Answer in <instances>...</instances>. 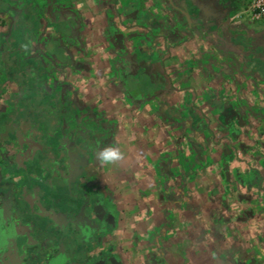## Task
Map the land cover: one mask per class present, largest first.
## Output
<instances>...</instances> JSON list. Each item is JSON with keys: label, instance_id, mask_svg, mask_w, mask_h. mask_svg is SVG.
Listing matches in <instances>:
<instances>
[{"label": "crops", "instance_id": "crops-1", "mask_svg": "<svg viewBox=\"0 0 264 264\" xmlns=\"http://www.w3.org/2000/svg\"><path fill=\"white\" fill-rule=\"evenodd\" d=\"M251 2L74 0L73 52L91 70L67 78L107 111L124 153L107 179L125 264H264V24Z\"/></svg>", "mask_w": 264, "mask_h": 264}, {"label": "flooded vegetation", "instance_id": "flooded-vegetation-1", "mask_svg": "<svg viewBox=\"0 0 264 264\" xmlns=\"http://www.w3.org/2000/svg\"><path fill=\"white\" fill-rule=\"evenodd\" d=\"M81 21L74 0H0V264H125L98 158L115 126L67 78L91 70L73 52Z\"/></svg>", "mask_w": 264, "mask_h": 264}, {"label": "clouds", "instance_id": "clouds-1", "mask_svg": "<svg viewBox=\"0 0 264 264\" xmlns=\"http://www.w3.org/2000/svg\"><path fill=\"white\" fill-rule=\"evenodd\" d=\"M99 161L101 164L115 165L124 159V153L119 147H106L99 152Z\"/></svg>", "mask_w": 264, "mask_h": 264}, {"label": "built area", "instance_id": "built-area-1", "mask_svg": "<svg viewBox=\"0 0 264 264\" xmlns=\"http://www.w3.org/2000/svg\"><path fill=\"white\" fill-rule=\"evenodd\" d=\"M252 20L264 19V0H252L248 8Z\"/></svg>", "mask_w": 264, "mask_h": 264}, {"label": "water", "instance_id": "water-1", "mask_svg": "<svg viewBox=\"0 0 264 264\" xmlns=\"http://www.w3.org/2000/svg\"><path fill=\"white\" fill-rule=\"evenodd\" d=\"M181 9H182V11H183V10H186V4H185V3L182 4V8H181ZM187 16H189L188 12H187ZM65 27H68V28H69L70 25H65ZM65 27H64V28H65ZM54 29L57 30V31H62V32L65 33V34H66V30H67V29H66V30H65V29L63 30V28H59V27H57V26H54ZM66 37H68L67 34H66ZM54 40H55V39H54ZM54 40H51V39H50L48 45H47V44L45 45L47 53H49V52H50V53H54L53 51H55L57 48H62V49L64 48V50L66 49V48L63 47V46H56V45L54 44ZM70 56H71V55H70Z\"/></svg>", "mask_w": 264, "mask_h": 264}, {"label": "rangeland", "instance_id": "rangeland-1", "mask_svg": "<svg viewBox=\"0 0 264 264\" xmlns=\"http://www.w3.org/2000/svg\"><path fill=\"white\" fill-rule=\"evenodd\" d=\"M236 1L240 5V4L244 3L246 0H236ZM260 23L264 24V20H262Z\"/></svg>", "mask_w": 264, "mask_h": 264}]
</instances>
